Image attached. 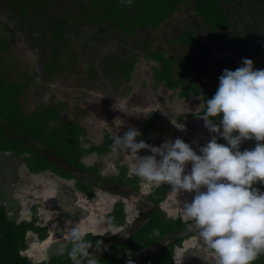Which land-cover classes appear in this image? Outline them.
<instances>
[{"label": "flooded vegetation", "instance_id": "flooded-vegetation-1", "mask_svg": "<svg viewBox=\"0 0 264 264\" xmlns=\"http://www.w3.org/2000/svg\"><path fill=\"white\" fill-rule=\"evenodd\" d=\"M15 2L18 3L19 1L16 0ZM63 3L64 0L61 4L62 8H64ZM11 4L12 3L10 2V0H0V7H2L0 8V17L1 16L3 17V20L1 21H3L4 23L9 22L10 24L11 23L14 24V21L16 22V20H14V17L19 18V20L26 19L27 17L31 18L30 16L22 15L19 6L13 8ZM194 8H195L194 3L191 6L186 7V9L184 8L183 9L185 12L184 16L181 18V23L178 24L177 26L179 29H176V27H174L172 30L168 31V33L165 34L164 36L162 35V30H164L165 23L163 25V28L160 29L149 28L148 30H151L150 33L148 32L147 29H143V30L138 29V33L143 31L145 34L151 35V36H147V38L141 42L144 46H142L143 52L139 57L135 55L130 60H128L129 58L128 56L132 55L133 51H135L136 49H140V47H138L139 43L138 45L137 43H135V45L133 46L132 44L131 46L123 45L124 48L126 49L124 53L121 52L122 48L120 44L117 46L120 49L118 53H115V51H109L107 53L106 58L110 57V59H112L115 62V64L114 65L112 64L111 67L110 65L112 62L110 61H105L108 64H106L105 65L106 67L103 68L101 71H97L99 69V67L97 66L93 68L89 67L88 69H86L85 74L81 75L84 77L86 81H81L80 77L79 78L75 77L73 73H72L73 76H70L71 75L70 73L67 74L66 76L63 77L64 81H61L64 84L65 89L60 93L57 92V94L59 95L56 94L55 87H53L52 92H55V94H53L55 100L57 98H61V99L70 98V94H71L74 98L76 97L75 99H78L81 103L82 102L87 103L86 107L88 108L92 107L94 109H98L99 111L102 110V115L99 114L97 115V117L100 118L102 117V120L108 119L110 121L109 124L104 125V127L102 128V130L107 131L106 134L119 133V135H123V133L127 131L129 127H136L141 132V136L138 139H144L147 143L159 146L165 139H171L173 135V130L171 131H167V130L176 128L175 125L172 123V121L178 122L179 115L181 113L180 108L183 105L181 103H178L174 96L173 98H171L170 95L169 98L166 99L165 96H167L169 92L165 94V92H163L162 90V86H161L162 84H158L163 82L165 83V81H158V83L157 81H152L156 83L155 86L159 85L158 87L155 88L154 90L155 93H150L147 89L150 85V78H149L147 88L141 91H137L135 89L136 91L133 93L130 92L129 90L128 91L129 94H126L124 97H122L121 95L123 94V89H126L127 91V88H129V85L131 84L130 82L132 81L134 74L138 71L136 67L141 58H143V61H146V65L149 68V74L153 67L150 65L149 60L154 59V61H157V58H159L161 59L160 61L161 63L163 62V60H165L164 56L166 53L155 55L152 47L153 40L155 36L159 35L158 34L159 31H160L159 36L162 35V38L164 37L167 43L169 42V40H171V43L174 44L178 43L180 45L179 47L186 48L190 46L194 48V46L196 45V41L194 44L187 46L185 44L186 43L184 38L186 37L185 34H190L191 36H194V38H196L197 34L202 31L203 25L206 24V22L202 19L201 16L193 12ZM223 12L225 14L229 13V16L226 14L228 20V30H226V32L227 31H229V33L233 32V35L230 34L229 39L231 40L234 39L235 33H237V27L243 28L244 26L245 27L248 26L249 29L264 28V0H234L233 2L223 4ZM47 13L48 12L42 14L43 17L37 16L36 19L34 20L35 24L33 22V24L29 26L28 30L33 35H35L32 38L28 36V33L27 34L23 33L26 30L24 26H23L24 30H21V28H23L22 25H18V28L22 32V33L20 32V36H22V38L23 37L25 39L29 38L30 40H32V42H34V44L31 43L32 50L31 49L29 50L28 48L29 51H27V53H29L30 55L34 53L36 54L41 53V55L42 53H47L45 57H47L48 59L49 57H51V59L49 60L41 59L40 57L41 55L39 54L41 65H44L45 63L48 62L47 68H44L42 72L43 76L47 75L48 73L50 74L56 73L60 75L64 73V69H65L62 68L64 67L62 65L63 61L62 59H60L61 63H59L58 65L55 64L52 60V57L58 58V54L56 53V56H53V52L50 54L49 48L46 47L47 40H49V35H47V30L49 29L51 31L52 28V24L47 23V19L49 18L48 17L49 13L48 14ZM230 13H233V15L237 14L238 18H236V20L234 21L232 18V14ZM249 19L252 20L250 23L248 22ZM4 23L1 22L0 26L3 25ZM167 24L170 25L169 22ZM232 28H235L236 31H232ZM99 33L103 34L104 30L102 28L99 29ZM122 34L126 41H128L129 38H131L126 36L124 32ZM50 39L54 40L55 42V50L62 48L64 51V49H67L68 53L71 52L70 56L71 57L72 55L74 56L76 46L72 45L69 48L67 43L66 46L64 47V35L62 36V38H60V42L58 40V43H60L59 46L55 38L53 39L50 38ZM148 40L152 41L151 47H149L148 44L146 43V41ZM43 41L44 42L46 41V43L44 44ZM6 43L9 44V41L6 40ZM125 44L127 43L125 42ZM18 45L20 46L19 42ZM56 47L58 48L56 49ZM179 47L177 48V51L179 50ZM34 48L37 50V52L34 51ZM81 48H79V50H81ZM9 49L10 47L6 49L5 48L1 49L0 53L1 52L9 53ZM127 50H130V53L129 51L127 52ZM168 50L171 53L175 51L170 48ZM93 54L97 60L101 59L98 53H93ZM116 54H119L121 56H119V58H115ZM3 55H7V54H2L1 56ZM17 55L24 56V53L18 52ZM70 56H67L66 58L67 61L68 59H70ZM83 57L84 54L82 55V59ZM175 57L183 59L193 68H196L198 66L196 65V62L200 58L198 55L195 54V51L194 52L192 51V53H182V54L180 52H176ZM76 59H71V61L67 64H73V62ZM231 61L232 60H226V62H224L223 66L221 67V70L225 68L229 69V66L231 64L233 65V68H236L237 67L236 64ZM12 62L13 61L10 58H8L7 63L1 61L0 66L6 65V67L9 68L10 65H12L11 64ZM172 62H174V60H172ZM52 65L54 66L53 68L50 67ZM34 72H37V70H34ZM127 72H129V75L125 76ZM213 72L215 71L208 69V71H206L205 74L202 72L200 73H202L201 76H205L206 74L210 75ZM101 74H103V76H101ZM149 74L147 73L148 77ZM221 74L222 73H220V75ZM220 75L218 74L214 75V80L216 79V76H220ZM140 79L146 80L144 76H142V78ZM176 81H182V78ZM12 82H17V81H12ZM45 82L47 83V81ZM26 86H27V82L24 81V83L22 84L21 91H23L26 88ZM89 89L91 90L90 92ZM95 91L100 92L99 100L97 99L98 95L94 93ZM103 94L109 97L108 101L101 97V95L104 96ZM33 95L36 97L38 103H41V101H45L48 99L47 94L38 93V91ZM34 96L31 97L32 100ZM116 99L119 101L114 102V100ZM116 102H119L122 108L125 107L126 105L129 108H132L133 106H137L138 108L146 107L145 108L146 111H144L145 114L144 115L140 114L142 116L131 115V113L120 111L115 107V105L117 104ZM51 105L42 108L49 109ZM56 105L51 107H53L58 112L57 116H55L54 119L48 121L46 125V130H43V133L52 132L53 131L52 126L55 127V129H58L57 126L52 125L58 122V114L60 108H59V104L56 103ZM166 106L168 107V109L166 108ZM34 107L35 106H33V108ZM44 110L40 109L37 111H33L32 113H40L43 112ZM110 115H112L111 118H107V116ZM39 116L40 115L38 114V117ZM115 117L116 118L119 117L122 121V124L119 129H116L115 125L113 124ZM180 122L182 123L184 122L183 123L184 125L190 123V122L186 123V119L185 120L180 119ZM65 125H70V124L66 123ZM162 129H164L165 132H163ZM15 130L20 132V130L22 129L16 126L10 129L9 133L12 136H14L15 139L20 140L21 142H24L32 146L36 150V153L40 157H43L45 161L49 162L51 166H53L55 169H60L61 171L64 172V175L69 176L68 178H64V176H60L58 172H56V170L51 168V166L45 167L44 163H42L44 164L42 165L44 166L43 168L34 171L28 165L29 153L18 154L14 152H6L7 153L6 155L3 154L5 152H2L0 154V158H3V161L0 163V207L4 208L5 212L7 213L8 219L10 221L14 222L16 225L23 226L26 229L24 236L26 246L24 249L21 250V255L26 257L32 264H51V262L55 259H62V258L64 259V256L68 255L67 249L71 247V244L69 243L67 238V232L69 228L68 222L73 221V223L75 224V221L82 222L86 218V222L82 223L79 226L82 234H84L85 238L88 240H92V241H96L98 239L102 240L103 245L107 246L106 248H102L100 251H96V254L100 260V264H104V262H102V259L104 258V255L111 252L112 248L115 249L114 251L115 255H111V257H108L107 261H109V259L113 258L114 256L113 258L114 263H107V264H125V260H126L125 253L127 250H131L127 246L131 244V242L134 244V242L137 240L135 235L139 233V230L143 231L144 229H147L146 227L148 223L151 222L150 220L148 223H145L148 217L143 218L136 216L138 211H143L145 213L150 209V206H153L152 202L148 201V199L149 196L151 195L152 197L155 196V194H151L150 192L153 191L152 187H154L156 183L147 182L144 181L142 178L138 177L134 172L132 158L123 150H122V156L124 157L123 162H118V163L113 162L112 164L101 163L99 161L100 158L106 159V157L109 156L111 152L115 151V147L112 145V141L108 135H103L102 141L97 146L93 145L88 149L83 147V143H86L87 141L82 137L81 140L83 141V143L81 145L82 146L81 150L83 151V153L79 157L78 163L73 164L71 163V161H68L66 158L60 156L58 151H54L53 147L48 144V141L45 138L36 139V137L26 134L24 135L25 137L17 136L15 134L16 133ZM36 142L43 145L44 148L43 149L39 148ZM207 142L208 139H204L202 143L200 144L198 143L197 147L199 148L200 146H203ZM218 142L226 143L220 137H218ZM244 145H246V142H244L241 145V150H243L242 147H244ZM32 147L30 148L31 150L33 149ZM102 148L103 151L100 152ZM99 149L100 151H98ZM145 154H148L147 151L141 150L140 155H145ZM89 156H95V157L98 156V158L93 159V163L91 165H88L85 163L87 161L85 162L83 161V158L88 157V159H91ZM81 163L87 166H84ZM38 167H41V165H39ZM103 169L104 170L107 169L109 171H115V172L114 174L109 173V175L112 176H106L103 175L102 172ZM50 181H54L55 184H57L55 185L56 187L54 186L53 188ZM57 187L58 189L56 190ZM167 188L168 191L166 193H169L172 190V188L170 187ZM60 189L63 191L61 192ZM70 191H73V193H75V197L77 196L78 198L77 200L79 201L80 204H84V207L90 213L89 215L86 216L87 213H85L84 215H80L79 213H77V211L74 208V204H72L73 199L72 198L69 199V197H66L65 195ZM9 192H11L12 194L10 195L11 196L10 199L8 197ZM22 193H25L26 195L23 196ZM77 193L80 194L76 195ZM175 193L178 194V192ZM63 197H64V203L66 204L71 203L72 207H70L69 210L65 209L66 207H63L64 220L61 222H57L55 224H51V220L55 212V209H53L52 207L56 199L60 200ZM103 197L110 199V203H111L110 206L109 203L106 205L105 202H103L102 200ZM26 203L27 206L25 205ZM28 206H30L29 209L26 208ZM97 206L98 208L109 207V210L111 211L110 216L112 218V221L114 222V226H116L117 229H115L112 232L108 231L104 233L106 229L105 227L101 226L102 228L98 229L100 232L91 231L87 234L85 233L87 230H90L91 228L94 227V225H90L91 224L90 219L92 215H93L92 217H94L95 214H93V209ZM157 210L159 209H157V205H155L153 211L157 212ZM72 212L73 214H70ZM169 222H171L175 227L174 230H172L170 233L164 234L162 238H159L155 241H151L147 245L139 246L137 250L132 249L134 252H136V254L132 257L135 260L136 264H150V262L148 261L150 257L156 256L157 254L160 253H162V255H165V253L167 252L171 253V256L170 255L169 256L174 264L175 256L173 254L175 248L177 247V244H179V243H175L174 241H178L182 239L181 240V244H182L188 238L198 235V229L196 228V226L192 221H190L187 224H182L184 222L183 219L182 221H175L173 219H169ZM192 225L195 227L190 228L189 226ZM90 251L92 250L90 249ZM171 260H170V264H172ZM71 264H73V262ZM163 264H168V263H163ZM253 264H264V253H262L253 262Z\"/></svg>", "mask_w": 264, "mask_h": 264}, {"label": "clouds", "instance_id": "clouds-1", "mask_svg": "<svg viewBox=\"0 0 264 264\" xmlns=\"http://www.w3.org/2000/svg\"><path fill=\"white\" fill-rule=\"evenodd\" d=\"M218 80L200 116L211 138L198 151L179 137L159 146L147 143L138 139L136 127L116 134L113 146L132 158L135 174L144 181L192 194L182 211L198 229L205 261L210 253L212 264H253L264 253V191L255 187L264 185V68L242 58L235 69H223ZM115 107L131 115L144 113L118 102ZM113 124L119 129L122 121L117 117ZM245 141H255L254 147L241 150ZM141 150L148 154L140 155ZM67 238L73 264H100L96 251L107 247L102 240L86 239L79 225L68 228ZM125 255V264H136L131 250Z\"/></svg>", "mask_w": 264, "mask_h": 264}, {"label": "rangeland", "instance_id": "rangeland-1", "mask_svg": "<svg viewBox=\"0 0 264 264\" xmlns=\"http://www.w3.org/2000/svg\"><path fill=\"white\" fill-rule=\"evenodd\" d=\"M78 1L84 2L83 0H77L76 3ZM74 8H75L74 14L75 15H77L78 13L80 14L81 12L80 8L78 6ZM183 9L184 8H182L181 10L184 11ZM71 15L73 14L71 13ZM182 17L183 15L180 11L173 19L174 22L167 21L164 25V30H162V35L164 36L165 34L168 33V31L172 30L174 27H176V29H179L177 26L178 24L181 23ZM1 20H3L2 16L0 17V23L3 22ZM14 20H16V22L14 21V24L12 23L9 24L10 28L9 26L8 28L6 27L4 28V24L0 26V37L9 41L11 45L9 46L10 47L9 53H6V52L0 53V63L1 61H4L5 63H7L8 58H10L13 61L11 63L12 65H10L9 67L10 75L8 76L10 80L0 79V126H2L0 127V151L4 152L5 150L7 152L11 151L14 153H19V154L29 153L28 165L34 170L38 168L40 163H44L45 167L51 166L49 162L45 161L43 157H40L36 153V150L32 146L24 142H21L20 140L13 139L11 137L9 133L10 129L13 127V125L14 126L17 125L16 127L22 129L20 130V132L15 130L16 131L15 134L17 136L25 137L24 135L26 134V135H31L33 137L37 136L36 139L45 138L48 141L49 145L51 146L53 145L54 147L59 149L58 153L60 155L63 154L64 158H66L68 161L75 162L77 155H78L77 152L81 151L82 149V146H81L83 143V141L81 140L82 137L87 141L86 143H83L84 148L88 149L89 147L93 145L97 146L102 141L103 135H106V132H107L106 130H102V128L104 127V125L109 124L110 121L108 119L102 120V117L101 118L97 117V115L99 114L102 115V110L99 111L98 109H94L92 107L90 108L86 107L87 103L85 102L81 103L78 99H75L76 97L74 98L71 94H70V98H67V97H66L67 99L57 98L55 100L53 96L55 92H52L53 84L55 83V81L46 80L47 81L46 83L43 79H40L39 77H37V75L34 72V70L39 69V68H42V69L47 68L48 62L45 63L44 65H41L40 58H39V54L41 55V53L39 54L34 53V55L33 54L30 55L29 53H27V51H29L30 49L32 50L31 43L34 44V42H32V40H30L29 38L25 39L24 37L22 38V36H20V32L21 30H24V27L26 28V30L23 33L25 34L28 33V36H30L31 38L35 36L28 30L29 26L33 24V22L35 24V21H34L35 19L27 17L26 19L19 20V18L14 17ZM168 22L170 23V25L167 24ZM91 24L92 23H89V22L83 23L80 20L70 21L68 28L66 29L65 37H66V41L68 43L69 48L72 45L76 46L75 52L77 54L74 52V56L72 55L71 57L70 56L71 52L68 53L67 49H64L63 51V49L60 48L56 50V53L58 54L59 59L57 57H52L53 62L57 65L61 63L60 59H62L63 61L62 65L64 66L62 68H65L63 76H66L69 73L71 74L70 76H73L72 75L73 73L75 77H78V78L80 77L81 81H86L84 77L81 75H84L86 72V69H88L89 67L93 68L97 66L99 67L97 71H101L103 68L106 67L105 65L108 64L105 61L112 62L110 65L111 67L112 64L113 65L115 64V62L112 59H110V57L106 58L107 53L109 51H115V53H118L120 49L117 46L120 44L122 48L121 52L124 53L126 49L124 48L123 45L131 46L132 44L133 46L135 45V43H137V45L139 43L138 47H140V49H136L135 51H133L132 55L128 56L129 57L128 60H130L135 55L139 57L141 53L143 52L142 46H144L141 42L144 41V39H146L147 36H151L141 31L139 32L140 34L138 37H134V38L131 37L129 38L128 41H126L122 34L123 33L122 30L118 28L114 24V22L110 20L105 21L100 24L101 28L104 30L103 34L99 33V29H101L99 24L97 25H94V24L91 25ZM18 25H22V27L23 26L24 27L21 28V30H19ZM123 25H127V23H124ZM160 28H163V25L158 27L157 29H160ZM150 31L151 30H148L149 33ZM47 35H49V40H47L46 47L49 48L50 54L53 52V55H54L55 42L54 40L50 39V38L53 39V34L51 33L49 29L47 30ZM162 35L160 37H162ZM164 41L166 40L164 39ZM18 42L20 43V46L18 45ZM125 42L127 44H125ZM35 43H36V40H35ZM43 43L45 44L46 41L45 42L43 41ZM79 48H81V50H79ZM34 51L37 52L35 48H34ZM128 51L130 53V50H127V52ZM18 52H21V53L23 52L24 56L17 55ZM92 52L98 53L101 59L97 60L94 57V54ZM2 54H7V55L1 56ZM46 54L47 53H42V55L40 56L41 59H46V60L51 59V57H49V59L45 57ZM83 54H84V57L82 59ZM67 56H70V59H68V61L66 60ZM119 56L121 55L116 54L115 58H119ZM71 59H76V60L73 62V64H67L71 61ZM142 59L143 58H141L139 63L137 64L136 69L138 71L134 74L133 79L130 82L131 84L129 85V88H127V91L126 89H123V94L121 95L122 97H124L126 94H129L128 93L129 90L130 92L133 93L136 90L141 91L148 87L147 85L149 82V77L147 73L149 72V68L146 65V61H143ZM164 59L165 61H168V62L164 64V67L160 74L164 73L165 68L172 66V62H170L171 61L170 59H166V56H164ZM182 62L183 61H178L177 63L181 66ZM56 68H59V67H56ZM157 74L159 75V73ZM128 75H129V72H127L125 76H128ZM101 76H103V74H101ZM142 76H144L146 80L140 79L142 78ZM178 76H180V73L178 74ZM30 77H32L33 79ZM62 79L64 81V78ZM54 80L61 81V78L59 76H56L54 77ZM12 81H17V82H12ZM24 81L27 82V86L23 90V92L25 93H24V96L21 98L18 96V94L22 89V84L24 83ZM2 83L3 84L5 83L7 86L3 85ZM147 89L150 93H155L154 87L147 88ZM9 90L15 92L13 97L8 96L7 92H10ZM55 90H56V87H55ZM37 91L38 93L47 94L48 99L45 101H41V103H38L36 97L33 95L37 93ZM90 91L91 90L89 89V92ZM94 93L98 95L97 99L99 100L100 92L95 91ZM32 96H34L33 100L31 99ZM18 99H20V101ZM56 103L59 104V108H60V111L58 114V122L52 125L57 126L58 129H55V127L52 126L53 128L52 132L43 133V130H46V126H44L45 124L44 121L41 122L39 118H37L38 114L37 113L32 114V112L40 110L42 107H47L51 104L56 105ZM33 106H35L37 109L35 107L33 108ZM133 107H136V106H133ZM22 108L25 111L24 113H23ZM145 108L146 107H144L143 112L146 110ZM166 108L168 109L167 106ZM136 110L139 111L140 109L137 108ZM57 113L58 112L53 107L43 112L44 115H47L50 117L52 116V118H55V116H57ZM107 118H111V115L107 116ZM66 123H69L70 127L65 126ZM20 133H23V134H20ZM116 134L115 133L108 134V136L110 137L112 141V145H113V141H114ZM36 143L39 148L41 149L44 148V146L41 145L40 143L38 142ZM31 147L33 148L32 150L28 149ZM89 157L91 159H88V157L83 158V161L84 162L87 161L85 163L88 165H91L93 163V159L98 158V156L97 157L89 156ZM123 159L124 157L122 156V150L119 149L118 147H115L114 152H111V154L107 156L106 159L100 158L99 161L103 164L105 163L112 164L113 162H117V163L123 162ZM84 166H87V165H84ZM51 168L56 170V172H58L60 176H64V178L69 177L67 175H64V172L61 171L60 169H55L53 166H51ZM102 172H103V175L112 176V175H109V173L114 174L115 171H109L107 169L106 170L103 169ZM150 187H151V184H150ZM94 190H97V189H94ZM261 191H264V189L262 188ZM78 194L80 193H77L76 195ZM65 195L66 197H69V199L70 198L73 199L72 204L79 206V201L77 200L78 198L77 196L75 197V193H73V191H70L66 193ZM102 200L103 202H105L106 205L108 203H109V206L111 205L109 198L103 197ZM64 207H66L65 209L69 210V208L72 206H71V203L69 204L64 203ZM70 214H73V212ZM159 218L163 219V215H160ZM172 225H173L172 223L169 224L170 227ZM148 226L149 228L155 227V226H152L151 223H148L147 228ZM159 227L165 228L166 226H163L162 224ZM151 236L155 237V234L153 233L149 234L147 229H144L143 231L139 230V233L135 235L137 240H140V242L151 241L152 240ZM127 247H129L131 250L138 249L137 245L133 244L132 242Z\"/></svg>", "mask_w": 264, "mask_h": 264}, {"label": "crops", "instance_id": "crops-1", "mask_svg": "<svg viewBox=\"0 0 264 264\" xmlns=\"http://www.w3.org/2000/svg\"><path fill=\"white\" fill-rule=\"evenodd\" d=\"M226 14L229 16V13H226ZM230 14H232V18L234 21L236 20V18H238L237 14H234V15L233 13H230ZM182 15L184 16V11ZM251 21L252 20L250 19L248 20L249 23ZM172 22L174 21L172 20ZM205 22L206 24L203 25L202 31L199 32L196 36V45L194 46V48L190 46L186 48L179 47L180 45L178 43L176 44L171 43V40H169V42L167 43L166 41H164V37L162 38L159 36L160 31L158 32L159 35L155 36V38L153 37L154 40H153L152 47H153L155 55L166 53L165 54L166 59H170L171 62L172 60H174V62H172V71H174L172 76L175 81L173 80L172 83H168L164 79L157 78L158 77L157 72L162 71L163 69V62L161 63L160 62L161 59L159 58H157V61H154V59L149 60L150 65L153 66L150 72V76H149L150 78L149 87L156 88L159 86V85L155 86L156 83L152 81H157V83L158 81H165V83L163 82V83H158V84H162L161 85L162 90L163 92H165V94L169 92V94L165 96L166 99H168L170 95H171V98H173L174 96L175 99L178 101V103H181L183 105L180 108L181 113L179 115L178 122H180V119H184V120L186 119V123L190 122L185 125V128L183 131H181L178 128L168 129L167 131L173 130V135L171 139H175L179 137L183 139L185 142H188L193 147V149L197 151L198 149L196 148H198L197 147L198 143L200 144L202 143L204 139L209 140L211 138L210 132L208 131L207 128L204 127V122L200 118V116H202L205 110V99L210 98L216 91V88L219 83L218 82L219 76H216V79L214 80V75L216 74L220 75V73H222L223 70H221V67L223 66L224 62H226V60H232L231 62H234L236 66L238 67L241 64L242 58H250L253 60L255 68H264V28H259V29L250 28L249 29L248 26L247 27L244 26L243 28L237 27V33H235L234 39L231 40L229 38H230V34L233 35V32L231 33H229V31L226 32V30H228L227 27L223 29L221 28V26H217V25L213 26V24L209 21H205ZM232 31H236V29L232 28ZM217 37H220V38H217ZM178 47H179V50L177 51ZM169 48L172 50H175L174 52L172 51L175 54L171 53L168 50ZM192 51L193 52L195 51V54L200 57L199 60L196 62V65H198L196 68L191 67L183 59L175 57L176 52H180L182 54V53H192ZM178 61H183L181 63L182 64L181 66L177 63ZM208 69L215 71L212 74H210L212 76H210L209 74L208 75L206 74L205 76H201V74L202 73L205 74V72L208 71ZM36 70L37 72H35V74L40 79H43L44 81L46 80L55 81V83L53 84V87L54 86L56 87V91L58 93L64 90L65 86L61 82L63 81L62 78L64 77L63 76L64 73L60 75L55 73L56 74L55 75V74H50L47 72L48 74L43 76L42 72L44 69L39 68ZM179 73H180V76H178ZM56 76H59L61 78V81L54 80V77ZM180 78H182V81H176ZM24 93L25 92L20 91L18 96L22 98ZM101 97L107 101L109 100V97L106 95L104 96L101 95ZM18 100L20 101V99ZM110 101H113V100H110ZM115 101H119V100L116 99L114 100V102ZM51 106H54V104H52ZM49 109L41 108V110H44V111H47ZM139 109H140L139 111H143L144 108L139 107ZM24 112L25 111L23 110V113ZM140 114L144 115L143 113H140ZM162 130L163 132H165L164 129ZM11 137L15 139L14 136L11 135ZM245 142H246V145H244L242 149L254 147L255 141H245ZM2 152L3 151H0V154ZM4 152L5 153L3 154L7 155L6 153L7 151L4 150ZM60 156L64 157L63 154ZM2 161H3V158H0V163ZM50 182L53 188L55 185H57L55 184L54 181H50ZM165 186L166 188L167 187L171 188V186L168 184H155V186L152 187L153 191L152 192L149 191V192L151 194H155V196L154 197H152V195L149 196L148 201L152 202L153 206H150V209L145 213L143 211H138L136 217H143V218L148 217L145 221V223H148L154 217L155 215L154 213L156 211H153V208H155V205H157V209H159L158 211H160L165 216L166 219L168 220L173 219L175 221H182L183 219L184 222L182 224L189 223L191 220H189L188 218L184 216L183 211H182V204L185 201L190 202L192 198V194L187 193V192L173 191V190H171L169 193H165L163 190ZM258 186L259 184L255 185V187H258ZM57 189L58 187L56 188V190ZM60 191L62 192L63 190L60 189ZM175 192H178V194H176ZM22 194L23 196L26 195L25 193H22ZM10 195H12L11 192H9L8 194L9 199L11 198ZM25 205L27 206V203ZM63 207H64V197L61 198L60 200L56 199L52 207L53 209H55V212L53 214L51 224H55L57 222H61L64 220V213H63L64 208ZM26 208L29 209L30 206ZM74 208L77 211V213H79L80 215H84L85 213H87L86 214L87 216L90 214L87 211V209L84 207V204L79 203V206L74 205ZM128 212H129V209H128ZM93 214H95L94 217H92L93 215L92 216L90 215L91 216L90 225H94V227L91 228L90 230H87L85 232L86 234L91 231L100 232L98 229L102 227H105L106 229L104 233L108 231L112 232L115 229H117V227L114 226V222L112 221V218L110 216L111 211L109 210V207L98 208L97 206L93 209ZM84 222H86V218L82 222L75 221V224L73 223V221L71 222L69 221L68 227L76 226V225L80 226ZM189 227L193 228L195 226L192 225ZM204 251H205L204 246L198 235L188 238L182 244L181 243L177 244V247L174 250V254L172 253L175 256L174 264H212L213 257L210 255V253L207 256V261H205L202 258ZM132 252L134 253V255L136 254V252H134L133 250ZM170 260L171 259L169 260L167 259L168 264H170Z\"/></svg>", "mask_w": 264, "mask_h": 264}, {"label": "trees", "instance_id": "trees-1", "mask_svg": "<svg viewBox=\"0 0 264 264\" xmlns=\"http://www.w3.org/2000/svg\"><path fill=\"white\" fill-rule=\"evenodd\" d=\"M15 1L16 0H10V2L12 3L11 6L13 8L19 6L22 15L30 16L33 19H36L37 16L43 17L42 14L48 12L49 18L47 19V23L52 24L51 32L54 35L53 38H55L58 43V40L60 42V38H62V36L64 35V45L66 46L67 41L65 33L70 21L80 20L83 23L92 22L94 23V25H97L110 20L114 22V24L118 28H120L126 36L138 37V29L143 30L149 28H158L164 25V23H166L167 21H172L179 13V11H181L183 14V11L181 9H186V7L191 6L193 3L195 4V8L193 11L195 14L201 16L205 21L211 22L213 26L217 25L223 28H228V20L226 14L223 12V4L233 2L234 0H133L132 4L130 5L126 3L122 4L121 0H83L84 2L78 1L77 3V0H64V8L61 7L63 0H18V3H16ZM77 6L80 8L81 12L80 14L78 13L77 15H75L74 7ZM70 12L73 15H71ZM124 23H127V25H123ZM9 24V22H5L4 28H8ZM185 35V44L187 46L195 43L196 38H194V36H191L190 34ZM146 43L149 47H151L152 41L148 40L146 41ZM59 45L60 43H58V46ZM9 46L10 43L7 44L6 40L0 37V50L9 48ZM57 48L58 47H56V49ZM55 55L56 50L53 56ZM167 62L168 61L163 60V67ZM50 67L53 68L54 66L52 65ZM9 69L10 68L6 67V65L0 66V79L10 80L8 76L10 75ZM229 69L235 68H233V65L231 64L229 66ZM161 72L162 71L157 72L159 73L157 78L164 79L168 83H172V74L174 72L172 71V66L165 68L163 74H160ZM3 85L7 86L5 83ZM9 91L10 92H7L8 96L13 97L15 92L11 90ZM37 114L40 115L37 118H39L41 122L44 121V126L47 125L49 120L54 119L52 118V116H44L42 112ZM65 126L70 127L69 125ZM35 137L37 138V136ZM52 147L54 151L59 150L53 145ZM98 151H100V149ZM102 151L103 149H101V152ZM82 153V150L78 151V159L76 158V161L71 163L77 164ZM39 165H41V167L33 170L36 171L45 166L42 163H40ZM262 188L264 189V186L260 184L259 189L262 190ZM163 190L165 193L168 191L166 187H164ZM154 214L155 215L150 223L155 227H146L149 234H155V237L151 236V241L162 238L164 234L170 233L175 228L174 225H172L171 227L169 226L171 222H169V220L166 219L161 212L157 210V212H155ZM160 215H163V219L159 218ZM162 224L166 227L160 228L159 226ZM25 232L26 229L23 226L16 225L14 222L10 221L4 208L0 207V262L2 264H32L26 257L21 255V250L26 246L24 240ZM181 240L182 239L174 242L181 243ZM151 241L140 242V240H136L134 244L139 248V246L147 245ZM114 251L115 249L112 248L111 252L104 255V258L102 259V262H104V264L114 263V256L113 258H110L109 261H107L108 257H111V255H115ZM169 255L171 256L170 252L165 253V255H162V253H160L156 256L150 257L148 261L150 262V264L167 263V259H170ZM72 262L73 261L68 257V255H66L64 256V259H55L51 262V264H71Z\"/></svg>", "mask_w": 264, "mask_h": 264}, {"label": "water", "instance_id": "water-1", "mask_svg": "<svg viewBox=\"0 0 264 264\" xmlns=\"http://www.w3.org/2000/svg\"><path fill=\"white\" fill-rule=\"evenodd\" d=\"M0 264H2V263L0 262Z\"/></svg>", "mask_w": 264, "mask_h": 264}, {"label": "bare ground", "instance_id": "bare-ground-1", "mask_svg": "<svg viewBox=\"0 0 264 264\" xmlns=\"http://www.w3.org/2000/svg\"><path fill=\"white\" fill-rule=\"evenodd\" d=\"M154 69V68H153Z\"/></svg>", "mask_w": 264, "mask_h": 264}]
</instances>
